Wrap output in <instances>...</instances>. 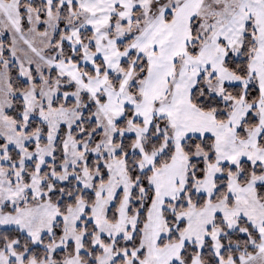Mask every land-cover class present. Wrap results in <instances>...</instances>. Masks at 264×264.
<instances>
[{
	"label": "snow or ice",
	"instance_id": "1",
	"mask_svg": "<svg viewBox=\"0 0 264 264\" xmlns=\"http://www.w3.org/2000/svg\"><path fill=\"white\" fill-rule=\"evenodd\" d=\"M0 264H264V0H0Z\"/></svg>",
	"mask_w": 264,
	"mask_h": 264
}]
</instances>
